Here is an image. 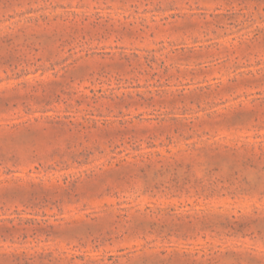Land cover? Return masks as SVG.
I'll list each match as a JSON object with an SVG mask.
<instances>
[{
  "label": "rangeland",
  "instance_id": "374dc122",
  "mask_svg": "<svg viewBox=\"0 0 264 264\" xmlns=\"http://www.w3.org/2000/svg\"><path fill=\"white\" fill-rule=\"evenodd\" d=\"M0 264H264V0H0Z\"/></svg>",
  "mask_w": 264,
  "mask_h": 264
}]
</instances>
